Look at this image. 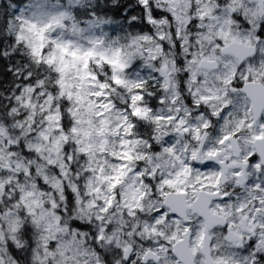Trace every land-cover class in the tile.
Listing matches in <instances>:
<instances>
[{
	"label": "clouds",
	"instance_id": "clouds-1",
	"mask_svg": "<svg viewBox=\"0 0 264 264\" xmlns=\"http://www.w3.org/2000/svg\"><path fill=\"white\" fill-rule=\"evenodd\" d=\"M0 264H264V0H0Z\"/></svg>",
	"mask_w": 264,
	"mask_h": 264
}]
</instances>
